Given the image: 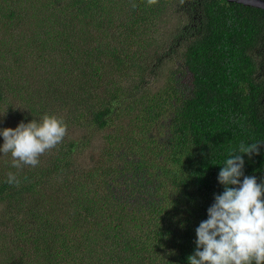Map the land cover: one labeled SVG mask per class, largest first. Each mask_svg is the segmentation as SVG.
Segmentation results:
<instances>
[{"label": "trees", "instance_id": "obj_1", "mask_svg": "<svg viewBox=\"0 0 264 264\" xmlns=\"http://www.w3.org/2000/svg\"><path fill=\"white\" fill-rule=\"evenodd\" d=\"M45 114L61 143L0 158V264H189L226 159L264 143V10L0 0V122Z\"/></svg>", "mask_w": 264, "mask_h": 264}, {"label": "clouds", "instance_id": "obj_2", "mask_svg": "<svg viewBox=\"0 0 264 264\" xmlns=\"http://www.w3.org/2000/svg\"><path fill=\"white\" fill-rule=\"evenodd\" d=\"M157 3L147 0L149 6ZM66 133L62 118L45 114L39 122L0 129L4 140L0 153H11L14 168L35 167L39 157L61 143ZM261 146L264 143L242 142L240 154L232 153L226 159L218 174L224 191L215 195V202L207 210L208 218L196 228V250L188 257L189 264H264V182L257 183L254 176L244 174L241 155H259ZM6 182L17 187L21 183L12 172Z\"/></svg>", "mask_w": 264, "mask_h": 264}, {"label": "water", "instance_id": "obj_3", "mask_svg": "<svg viewBox=\"0 0 264 264\" xmlns=\"http://www.w3.org/2000/svg\"><path fill=\"white\" fill-rule=\"evenodd\" d=\"M224 1L228 3H236V4L264 10V0H224Z\"/></svg>", "mask_w": 264, "mask_h": 264}, {"label": "rangeland", "instance_id": "obj_4", "mask_svg": "<svg viewBox=\"0 0 264 264\" xmlns=\"http://www.w3.org/2000/svg\"><path fill=\"white\" fill-rule=\"evenodd\" d=\"M140 23H143V22H140ZM20 29L22 30L21 27H20ZM18 125H19L18 121L9 120V121H5V122H0V129H4V128L15 129ZM3 143H4L3 137L0 136V147L3 146ZM8 156H10V158H12L11 153H8L7 155L0 153V158H7Z\"/></svg>", "mask_w": 264, "mask_h": 264}]
</instances>
